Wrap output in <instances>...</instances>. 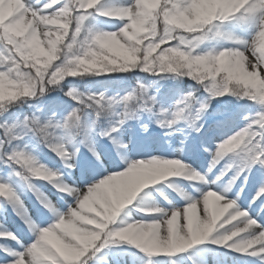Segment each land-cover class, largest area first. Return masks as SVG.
<instances>
[{"label": "snow or ice", "instance_id": "1", "mask_svg": "<svg viewBox=\"0 0 264 264\" xmlns=\"http://www.w3.org/2000/svg\"><path fill=\"white\" fill-rule=\"evenodd\" d=\"M129 260L264 264V0H0V264Z\"/></svg>", "mask_w": 264, "mask_h": 264}, {"label": "rangeland", "instance_id": "2", "mask_svg": "<svg viewBox=\"0 0 264 264\" xmlns=\"http://www.w3.org/2000/svg\"><path fill=\"white\" fill-rule=\"evenodd\" d=\"M169 195L172 196L173 199L179 201V198L176 196L175 193H171V192H169ZM158 198H159V197H158ZM129 264H132V261H131V260H129ZM136 264H139V261H136Z\"/></svg>", "mask_w": 264, "mask_h": 264}]
</instances>
